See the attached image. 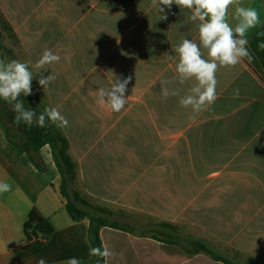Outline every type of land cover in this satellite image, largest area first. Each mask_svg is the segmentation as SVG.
<instances>
[{
    "label": "crops",
    "instance_id": "0c3cea01",
    "mask_svg": "<svg viewBox=\"0 0 264 264\" xmlns=\"http://www.w3.org/2000/svg\"><path fill=\"white\" fill-rule=\"evenodd\" d=\"M239 2L260 11L250 42L264 23V0ZM233 13L230 7L234 26ZM0 15L20 62L33 72L35 99L69 121L58 129L69 142L84 199L112 212L155 215L157 208L172 209L174 201L188 206L195 196L202 199L199 210L238 220L239 228L264 230V68L250 44L252 60L220 68L217 100L190 119L191 109L181 107L179 97L164 98L161 91V81L176 76L173 50L181 37L199 42L189 10L173 4L158 14L151 0H0ZM46 49L61 60L37 73ZM51 73L57 79L44 91L38 80ZM128 77L125 109L114 113L97 102L98 88ZM193 82L167 86L180 87L183 95ZM40 156L44 173L8 141L0 124V180L12 184L11 192L0 195V264H38L41 258L63 264L70 257L91 264L90 223L69 217L51 148H42ZM42 223L53 232L39 230ZM110 230H101L102 242Z\"/></svg>",
    "mask_w": 264,
    "mask_h": 264
},
{
    "label": "clouds",
    "instance_id": "9594fccd",
    "mask_svg": "<svg viewBox=\"0 0 264 264\" xmlns=\"http://www.w3.org/2000/svg\"><path fill=\"white\" fill-rule=\"evenodd\" d=\"M173 4L190 11V20L197 22L199 42L181 37L179 44L173 50L178 55L175 66L176 76L173 80L161 81V91L164 98L170 95L179 97V105L191 109L189 116L191 119L208 111L217 100L216 74L220 68L235 67L244 59L252 60L247 35L260 25V11L252 6H242L239 0H151V6L158 14L164 13L165 9L170 10ZM230 7H234L231 17L236 22L234 26L229 22ZM160 16L161 20L167 19L166 15ZM258 36H264V32L258 33ZM257 47L264 51V42L258 43ZM202 49L206 50V56ZM171 58L172 56H169V59ZM60 60L58 54L48 49L44 50L35 64L37 73L47 70V66L59 63ZM33 78L28 63L0 58V99L12 106L16 124L23 122L29 127L35 124L43 128L50 122L58 128H67L69 121L58 108H44L38 114L34 109L25 107L20 97L33 94ZM56 79L53 73L46 77L41 75L38 84L46 91ZM130 81L131 77L116 78L110 87L98 88L97 102L106 104L114 113H120L128 103L125 93ZM173 81L179 85H184L188 81L194 82L187 92L181 95L180 87L167 86ZM233 98H239V89L234 90ZM11 191L12 184L0 180V195ZM89 255L102 258L104 264H107V259L115 253L108 246L101 244L91 247ZM38 264H47V261L41 258ZM63 264H82V262L76 257H70Z\"/></svg>",
    "mask_w": 264,
    "mask_h": 264
},
{
    "label": "rangeland",
    "instance_id": "374dc122",
    "mask_svg": "<svg viewBox=\"0 0 264 264\" xmlns=\"http://www.w3.org/2000/svg\"><path fill=\"white\" fill-rule=\"evenodd\" d=\"M10 33V26L0 15V58L21 61L19 52H15L19 50L13 48L16 43L9 37ZM32 95L35 98V94ZM0 123L3 124V121L0 120ZM4 124L3 126L11 134H19L18 130L10 124L5 122ZM17 142L20 143V140L18 139ZM44 153L50 157L47 149ZM75 189L82 191L77 184ZM192 198L193 200L189 201L190 205L183 208L177 205L180 201H174L172 209L157 208L158 213L155 215L132 211L127 216L141 227L160 223L173 224L178 227L183 237L206 241L219 254L233 261L247 262L253 259L258 264H264V230L255 232L249 229L250 225H241L239 228L238 220L227 221L225 217L215 215L212 209L199 210L196 204L201 203L202 199L197 200L195 196ZM204 201L209 207L214 205H211L209 200V202ZM88 202L97 205L92 200ZM207 205H205L206 208ZM235 227L239 228L238 232L235 236H230V232ZM153 235L155 234H144L140 231L132 234L110 230L104 233L103 243H106V246L115 253L107 259V264H222L205 254L190 255L185 249L189 247L186 242L183 246H173L154 240ZM249 236L253 238L251 243L245 240Z\"/></svg>",
    "mask_w": 264,
    "mask_h": 264
},
{
    "label": "trees",
    "instance_id": "16d2710c",
    "mask_svg": "<svg viewBox=\"0 0 264 264\" xmlns=\"http://www.w3.org/2000/svg\"><path fill=\"white\" fill-rule=\"evenodd\" d=\"M261 32H264V23L260 26L249 44L264 68V51H261L257 47L258 43L264 42V36H258V33ZM20 99L24 101L26 108L30 107L34 109L38 114L43 111L40 103L33 97V95H21ZM0 120L3 121V124H0L6 131L8 141L21 153L26 154L31 163L40 173L46 172V165L40 156V151L45 146L51 148L53 162L61 177L59 191L66 202V211L73 222H81L84 220L89 221L90 226L88 237L91 247L103 244L101 230L104 228L132 234L140 231L144 234H155L152 236L154 240L173 246H183V243L186 242L189 247H186L185 249H187V252L190 255L205 254L212 260L222 264H258L253 259H250L247 262L233 261L230 258L219 254L206 241L183 237L180 234L178 227L173 224L160 223L141 227L136 222L131 221L129 219L131 217H128L125 212H112L107 208L89 203L75 189L77 166L69 154L70 146L67 138L56 125L51 124L50 122H48L47 126L43 128L38 127L35 124L29 127L23 122L17 125L12 106L2 99H0ZM4 122L18 130L19 134H11L3 126L5 125ZM18 139L20 140V143L17 142ZM38 229L45 230L48 235L53 232L52 227L47 223H42L39 225ZM30 230L31 229L29 228V240L32 238V234L29 232ZM97 261H99V264H104V260L99 257H92L91 264H97Z\"/></svg>",
    "mask_w": 264,
    "mask_h": 264
},
{
    "label": "built area",
    "instance_id": "2783aa9c",
    "mask_svg": "<svg viewBox=\"0 0 264 264\" xmlns=\"http://www.w3.org/2000/svg\"><path fill=\"white\" fill-rule=\"evenodd\" d=\"M31 233V231H29Z\"/></svg>",
    "mask_w": 264,
    "mask_h": 264
}]
</instances>
